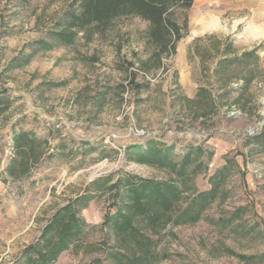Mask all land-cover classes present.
Wrapping results in <instances>:
<instances>
[{
    "label": "rangeland",
    "instance_id": "1",
    "mask_svg": "<svg viewBox=\"0 0 264 264\" xmlns=\"http://www.w3.org/2000/svg\"><path fill=\"white\" fill-rule=\"evenodd\" d=\"M79 4L0 0V264L69 202L84 227L52 264L141 256L132 228L152 240L146 264H264V0L175 7L180 37L163 42L132 13L72 28ZM20 132L38 139L28 156ZM151 148L167 164L138 158ZM217 177L199 219L175 224ZM143 181L178 189L157 225L127 194Z\"/></svg>",
    "mask_w": 264,
    "mask_h": 264
},
{
    "label": "trees",
    "instance_id": "2",
    "mask_svg": "<svg viewBox=\"0 0 264 264\" xmlns=\"http://www.w3.org/2000/svg\"><path fill=\"white\" fill-rule=\"evenodd\" d=\"M194 0H80L78 11H71L69 25L78 28L94 24L98 29L107 28L112 20L122 14H137L151 23L150 35L157 41L163 42L166 36L172 33L180 37V26L170 18L175 7L190 9ZM187 23V17L185 19ZM75 33H57L58 40L67 43L74 42ZM32 133L20 132L14 137L18 155H30L38 144L37 137ZM264 144V137L258 139ZM29 148V149H28ZM138 158L146 161H157L167 164L168 157H160L151 149L138 152ZM15 160V159H14ZM217 177L213 187L209 190L198 192L179 213L175 224H185L199 219L205 207L210 204L217 194ZM107 181H97L87 192H95L105 188ZM119 184V183H118ZM135 200V208L144 215L151 225H157L160 218L170 208L171 200L177 197L178 189L174 185H161L150 181H143L140 186L129 187L127 194ZM90 195L80 197L83 205H87ZM77 201V200H76ZM73 202L60 208L53 219L45 226L40 238L35 244L26 249V264H52L57 261L60 254L68 249L70 244L83 230V219L79 216ZM156 207V208H155ZM155 208V209H154ZM122 216V215H121ZM119 217V216H117ZM131 237L143 251L141 256L130 257L122 252L113 253L111 256L117 264H146L153 259L151 250L152 240L143 237L136 229H131Z\"/></svg>",
    "mask_w": 264,
    "mask_h": 264
},
{
    "label": "crops",
    "instance_id": "3",
    "mask_svg": "<svg viewBox=\"0 0 264 264\" xmlns=\"http://www.w3.org/2000/svg\"><path fill=\"white\" fill-rule=\"evenodd\" d=\"M2 186H4V183H2L0 181V189L2 188ZM27 246H25L24 249L21 251L19 257H17L15 260H13V261H11L10 263H7V264H26V252H25V248Z\"/></svg>",
    "mask_w": 264,
    "mask_h": 264
},
{
    "label": "bare ground",
    "instance_id": "4",
    "mask_svg": "<svg viewBox=\"0 0 264 264\" xmlns=\"http://www.w3.org/2000/svg\"><path fill=\"white\" fill-rule=\"evenodd\" d=\"M205 20V19H204ZM206 22V21H205ZM203 25H204V23H203ZM203 25H202V27H203ZM207 25V24H206Z\"/></svg>",
    "mask_w": 264,
    "mask_h": 264
}]
</instances>
